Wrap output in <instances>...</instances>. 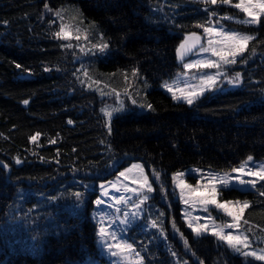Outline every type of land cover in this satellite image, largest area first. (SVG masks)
Here are the masks:
<instances>
[{
    "label": "trees",
    "instance_id": "trees-1",
    "mask_svg": "<svg viewBox=\"0 0 264 264\" xmlns=\"http://www.w3.org/2000/svg\"><path fill=\"white\" fill-rule=\"evenodd\" d=\"M187 1L0 0V162L8 165L0 167V264H104L89 217L96 179L131 160L169 178L189 165L229 169L248 156L264 158V16L254 25L234 21L253 37L229 66L240 73L235 86L207 90L191 105L158 86L181 68L176 47L201 31L199 22L241 13L234 4ZM66 4L106 38L100 68L143 74L151 109L119 112L107 126L103 97L81 83L74 50L55 35V10ZM261 203L256 195L242 217L258 233L264 209L250 210ZM177 224L165 239L133 240L145 264H264L211 233L195 234L178 215Z\"/></svg>",
    "mask_w": 264,
    "mask_h": 264
},
{
    "label": "rangeland",
    "instance_id": "rangeland-1",
    "mask_svg": "<svg viewBox=\"0 0 264 264\" xmlns=\"http://www.w3.org/2000/svg\"><path fill=\"white\" fill-rule=\"evenodd\" d=\"M187 2H189V0ZM238 2L239 0H231L230 4ZM57 13H59V15H57ZM55 14L60 22V27L63 25L65 31L69 34L68 39H65V44H70L75 52L74 59L77 62V75L81 83L87 88L96 90L104 99V102L100 106V111L104 116L107 126H109L111 117L114 114L130 108L137 111L147 109L146 91L150 83L145 80L143 74H140L137 69L117 71L100 68L97 64V59L98 56L106 53L107 48L103 51H101V48L104 44H108L102 32L96 27L93 28L91 22L85 21L74 5H60L56 8ZM229 17H231V19H229ZM247 19H250V17L243 12L240 14L229 12L217 18H208L206 22H199L201 31L192 32H196L200 35L201 43L189 57L181 60V68L177 69L173 75L161 79L158 86L168 91L164 85H170L173 90L177 91V95H179V90H191L194 86H198L201 76L215 75L218 71L221 75L216 78V84L211 89H206L204 93L207 90H212L220 86H235L237 84L235 82L233 84L228 83V79L235 80L236 76L235 73L229 71V66H231V64L222 65L219 69L202 70L196 68L185 69L184 64L192 63L200 59H218L212 56L211 53H203L200 51L201 47H207L208 36L203 31L204 27H214L223 29L225 32L251 35V33L239 29V26L234 23V21L240 22ZM134 70L136 73L135 75L133 74ZM102 93L104 94L102 95ZM117 93H119V97H117ZM133 100L136 102L133 103ZM114 109H119V111H114ZM105 111L111 112V117L105 116ZM248 157L229 169L205 168L198 165H189L172 171L169 178L159 175V179H157L155 175L156 172H149L142 161L136 159L115 169L108 176L96 179L97 192L92 198L93 204L89 210V217L96 225L98 249L100 253L106 257L103 263L145 264L143 255L140 249L136 247L133 240L142 238H167V228L170 227L172 229L174 228L173 225H175V227L178 225L177 215L187 227H189V223H191L193 227L197 225H206V230L202 233L207 232L212 234L213 229L223 228L224 235L230 233L234 235L242 234V240L244 237H247L244 244L238 245L240 248L239 253L245 259H259V257L264 256V243L253 242L255 240L263 241L264 233H258L257 224L255 222L249 223V225L246 224L248 228L253 231L251 235L246 229L247 226H243L244 220L242 217L246 216V209L241 216L240 226L238 228H228L227 225L233 223V221L222 209L216 208L215 205H203L199 202H190L189 204L183 203L181 200L180 188L176 187V183L173 181L175 174L183 173L182 176L177 178V182L182 179L186 184L191 185L192 188L200 189L201 192L205 191L204 185H210L212 182H215L218 190L217 202L224 203L226 201H232L233 203L230 205V208L236 210V208L243 205L244 201L250 203L253 201V198H256V195L260 194L264 196V194H262L264 193V181H260L258 177L232 171L233 169H239L242 165L245 168V173L249 168L256 171L264 166V158L251 156L253 159L248 161ZM135 164L142 166L143 175L148 177L149 183L152 185V192H147L146 188H140V182L143 177L139 169L132 168ZM128 169L132 170L126 171ZM121 172H124L125 176H120ZM213 176L215 177V181L211 180ZM225 176L230 180L228 187L219 183L220 178ZM237 177L244 180H255L256 185L254 188L247 184L240 185ZM94 182V179L89 180L86 183L87 187L92 189L93 184H95ZM232 187L240 190H250L251 192L248 195L232 196L228 192ZM133 189H136V191H132ZM105 192L107 195H104ZM121 196L125 199L122 202H117ZM144 196H147L148 199L141 203ZM97 199L102 200L103 203L97 205L95 203ZM237 201L240 202L239 205L236 204ZM138 204L140 205L139 208L136 207ZM205 208H207V211H205ZM263 209L264 204L261 203L258 206L251 207L250 212L253 213L256 211L262 215L260 211ZM188 213L191 214L190 217L186 215ZM153 222L156 223V227L151 226ZM101 228L104 229L103 234L100 233ZM190 229L192 230V228ZM125 243L133 245L131 251L121 250L116 247V245ZM114 251L118 253L115 257L111 255ZM183 262V259H176L174 264H184Z\"/></svg>",
    "mask_w": 264,
    "mask_h": 264
},
{
    "label": "snow or ice",
    "instance_id": "snow-or-ice-1",
    "mask_svg": "<svg viewBox=\"0 0 264 264\" xmlns=\"http://www.w3.org/2000/svg\"><path fill=\"white\" fill-rule=\"evenodd\" d=\"M205 3L211 4V5H217L218 3L223 5H228L231 3V0H205ZM47 8L48 6L45 5ZM234 7L236 9H239L241 12L245 13L250 19L240 21L241 23H246L249 25L258 24L260 22V18L264 16V0H239L238 3L234 4ZM59 15V13H57ZM231 19V17H229ZM198 27L200 25H197ZM95 27L94 25L92 26ZM204 33L207 34L208 40H207V47H201L200 51L203 53H211L212 56L217 57V60H211V59H200L196 60L192 63H186L184 64L185 69H219L222 65H230L237 62L236 58L240 56L242 53L245 52L246 47L248 45V42L253 39L251 35H242L235 32H225L223 29L214 28V27H204L203 29ZM55 35L58 38L61 39H68L69 34L65 31V27L61 25L60 31L56 32ZM79 38V37H77ZM201 43V37L197 35L195 32L191 33L190 35H187L184 37V41L179 45V47L176 49L177 57L182 58L184 55H186L188 52L192 51V48L196 45H199ZM67 47H71V45H67ZM95 47V45H94ZM105 48H107V44H104L101 48V51H103ZM19 67V65H17ZM47 70V69H46ZM133 74L135 75V70L133 71ZM221 75V73L218 71L215 75H206L200 77V83L198 86H194L191 90H179V95H177V91L173 90V88L170 85H164V87L167 88L169 92L172 93V99L178 100L183 99L185 102H187L189 105L193 104L194 101L204 93L206 89H211L217 82L216 78ZM240 73H236L235 80L228 79L229 84L239 83ZM98 83V81H97ZM104 93H102L103 95ZM117 97H119V93H117ZM136 101L133 100V103ZM24 104H28V101L25 100ZM149 109L152 108V105H147ZM114 111H119V109H114ZM105 116L111 117L112 113L105 111ZM71 123V121H69ZM38 136H32L31 140L36 141ZM54 143L55 141H51ZM253 158L251 156L248 157V161H251ZM17 164H20V160H16ZM0 167L7 168L8 165L0 162ZM132 168L139 169L140 174L143 177L142 181L140 182V188L144 189L146 188L147 192H152L153 188L152 185L149 183V179L147 176L143 175V168L139 164H135L132 166ZM132 169H128L126 171H131ZM233 172H240L242 174H246L249 176L258 177L260 181H264V166L260 168V170L253 171L251 168L248 169V171L245 173V168L242 165L239 169H233ZM157 179H159V173L155 174ZM183 173H177L173 177L174 183H176V187L180 188L181 191V200L185 204L196 203L199 202L203 205H215L216 208L222 209L228 216L232 218L233 223L228 224V228H238L240 226V220L241 216L246 208L249 207L248 201H244L243 205L236 208V210H232L230 208V205H232V201H226L224 203H218L217 202V195L218 190L215 182H212L210 185H204V192H201L198 188H192L191 185L186 184L182 179L177 182V178L182 176ZM120 176H125L124 172L120 173ZM212 181H215V177H211ZM237 180L240 185H251L253 188L256 185L255 180H244L237 177ZM219 183L224 185L225 187H228L230 184V180L227 176L220 178ZM115 187V185H114ZM132 191H136V189H133ZM206 193V194H205ZM264 194V193H262ZM75 195L79 198L82 194L79 192H76ZM104 195H107L105 192ZM187 197V198H185ZM125 198L121 196L117 202H122ZM148 199L147 196H144L141 200V203L146 201ZM97 205L102 204L103 201L100 199H97L95 202ZM237 205L240 204L239 201L236 202ZM137 208L140 207V205H136ZM205 211H207V208H205ZM187 216H191L190 213L186 214ZM247 223V221H245ZM152 227H156V223L153 222ZM190 228H192V231L196 233L197 235H200L203 231L206 230V225H197L196 227H193L191 223L188 225ZM175 228V225H173ZM100 233H104V229H100ZM212 235L216 236L219 240H222L227 243V245L230 248H233L237 253L240 252V248L238 245L244 244L247 240V237H244V239H241V235H234V234H223V228H216L212 230ZM185 246L187 247V241H185ZM111 247V246H110ZM117 248H120L121 250H128L131 251L133 248L132 244L125 243L122 245H116ZM111 255L113 257L117 256V252H112ZM259 259H264V256L259 257Z\"/></svg>",
    "mask_w": 264,
    "mask_h": 264
},
{
    "label": "water",
    "instance_id": "water-1",
    "mask_svg": "<svg viewBox=\"0 0 264 264\" xmlns=\"http://www.w3.org/2000/svg\"><path fill=\"white\" fill-rule=\"evenodd\" d=\"M191 33H193V32H191ZM191 33H189V34H187V35H190ZM196 33V32H195ZM197 35H199L198 33H196ZM186 35V36H187ZM200 36V35H199ZM185 37V36H184ZM184 37H183V39L180 41V43L177 45V47H176V49L179 47V45L184 41ZM198 45H196L195 47H193L192 48V51L191 52H188L186 55H184L182 58H178L177 57V53H176V57L178 58V59H180V60H183V59H186L187 57H189L191 54H192V52L196 49V47H197Z\"/></svg>",
    "mask_w": 264,
    "mask_h": 264
}]
</instances>
